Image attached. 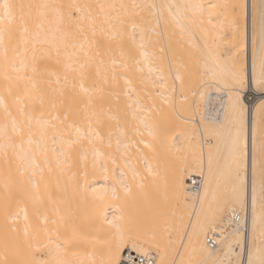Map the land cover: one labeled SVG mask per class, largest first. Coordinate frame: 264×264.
I'll list each match as a JSON object with an SVG mask.
<instances>
[{"label":"snow or ice","instance_id":"6c2138e0","mask_svg":"<svg viewBox=\"0 0 264 264\" xmlns=\"http://www.w3.org/2000/svg\"><path fill=\"white\" fill-rule=\"evenodd\" d=\"M236 7L240 6L212 2L177 5L175 12L169 6L168 14L191 43L196 28L204 37L218 35L214 30L221 26V22L216 17L226 15L228 8ZM3 8L0 60L6 70L10 46L18 30L27 34L23 39L25 45L29 39L34 44L47 43L46 39H41L45 22L55 23L60 33L55 55L59 57L61 49H64L63 74L42 70L35 49L30 58L26 47L23 52L12 50L10 66L17 73L15 80L20 90L13 98L15 114L12 107L0 101L4 111V120L0 122V156L5 158L9 168L12 158H15L19 178L14 184L9 182L6 185L8 192L2 209L11 227L5 229L3 240L7 245L8 232H11L15 234L18 252L33 249L45 252V259H24L21 264H84L79 259L80 245L90 241L91 237L74 224L69 231L70 213L61 214L59 203L52 198L53 187H59L65 176L73 181L82 176L86 186L84 191L94 201L110 194L113 200H122L125 206L146 198L150 186L159 191L160 185L156 183L159 173L154 170L149 154H155L156 144L162 142L166 133L168 119L165 106L177 118L182 116V110L176 107L175 96L178 89L180 96L184 95L185 75L182 69L189 79L191 73H187L185 64L175 58L168 60L166 70L162 66H154L155 61L162 58L155 57L149 46L154 43V36L164 35L163 29L156 32L163 19L159 5L135 2L130 5L87 2L14 5L5 0ZM25 8L37 10L39 19L34 33H29L24 26ZM218 9L220 11L216 12ZM145 12L149 19L142 15ZM17 15L19 29L15 27ZM28 15H32L31 11ZM135 17H139L141 23L138 24ZM98 23L107 25L106 30L99 29L104 34L106 45L89 39V33L92 37L97 35ZM167 23L163 19V24ZM51 56L52 52L45 51L40 59ZM56 63H60L59 59ZM228 74L241 87L246 81H254L264 91V22L259 43L253 37L251 65L243 61L233 64ZM44 76L54 79H44ZM5 79L10 78L5 76ZM233 107L236 131L231 147V186L225 201L238 205L243 211L248 195V141L245 108L238 92ZM53 109L57 110L55 114L50 111ZM256 117L251 197L253 209L259 204L264 213V103L256 109ZM49 129L54 131L50 133ZM117 160L122 166L109 174L107 161L115 165ZM141 161L143 170L138 166ZM97 171L101 173L100 179H97ZM49 203L55 219L49 218ZM219 210L218 205L216 211ZM116 219L105 217V223L119 228L120 225H114ZM199 223L198 216L197 225ZM197 225H192V232L186 237L187 245H181L188 259L181 255L179 264H243L239 256L228 261L196 260ZM180 227H184L182 217ZM41 236L45 237L42 246L34 243ZM168 243L173 241L169 239ZM172 264H177V261L174 259ZM247 264H253L252 260L249 259ZM260 264H264V259Z\"/></svg>","mask_w":264,"mask_h":264},{"label":"bare ground","instance_id":"6f19581e","mask_svg":"<svg viewBox=\"0 0 264 264\" xmlns=\"http://www.w3.org/2000/svg\"><path fill=\"white\" fill-rule=\"evenodd\" d=\"M7 2L14 5L73 2L116 5H130L135 2L159 5L163 10V19L168 23L164 25L162 19L161 27L157 28L156 32L160 33L163 29L164 35L154 36V43L149 46L155 57L162 58L157 59L154 66L159 65L166 70L168 60L175 58L177 62L182 61L185 64L187 73H191L189 79L182 69V74L185 75L184 95L181 97L178 89L175 96L176 107L182 110V116L177 118L165 106L167 130L162 142L156 144L155 154H149L154 170L159 173L156 179V183L160 185L159 191L150 186L146 198L134 203L130 202L125 206L122 200H113L110 194L104 196L102 200L94 201L92 196L84 191L86 186L82 176L77 181L65 176L59 187H53L52 198L59 203L61 214H65L66 211L70 213L69 231L74 224L91 237L90 241L80 245L79 259L84 264H120L128 248L137 255H154L155 264H172L174 259L179 264L181 255H184V248L181 245H187L186 237L191 234L192 225H197L199 216L200 223L197 225L199 242L194 244L196 260L228 261L239 256L243 264H247L249 259L253 264H260L261 259H264V213L261 212L259 204L256 205L255 210L253 209L251 188L256 109L264 103V91L260 90L254 81H246L241 87L232 80L228 72L233 64L241 61L248 66L251 65L253 37L255 36L259 43L262 22H264V0H7ZM208 2L240 7L228 8L226 15L216 17L221 22V26L214 30L218 35L204 37L196 28L194 37L189 43L187 35H182L175 26L172 17L168 14V8L171 6L172 11L175 12L177 5ZM4 3L5 0H0V17H3ZM14 11L18 13V10ZM29 11L32 13L31 16L28 15ZM36 11V9H24V26L28 28L29 33L37 31L36 23L39 17H36ZM142 15L145 19H149L147 12ZM135 19L138 24L141 23L139 17ZM15 27L20 28L18 15ZM56 28L55 23L49 24L46 21L41 39H46L48 42L34 44V41L29 39L27 45L23 43L27 34L18 30L10 46L7 70L0 60V101L12 107L14 114L13 98L20 88L15 80L17 73L13 72L10 66L12 50L23 52L26 47L27 56L30 58L35 49L42 70L63 74L64 49H61L59 57L55 55V46L60 42V33ZM97 28V35L92 37L89 33V39L106 45L104 34L99 29L106 30L107 25L98 23ZM161 48L164 51H160ZM45 51L52 52L51 58L40 59ZM57 59L60 63H56ZM16 64L19 67L18 60ZM5 76L10 79H5ZM43 78L54 79L48 76ZM248 90L257 92L258 97L254 102L248 101ZM237 92L245 108V133L248 141L246 175L248 195L243 211L238 205L225 201L231 186V147L236 131V113L233 105ZM193 95L196 96H194L195 100ZM157 103H160L158 99ZM199 105L202 107L200 108ZM50 111L53 114L57 112L55 109ZM3 120L4 111L0 107V122ZM53 131L49 129L50 133ZM146 139L150 138L146 137ZM107 166L111 174L114 168H119L122 164L119 160L115 165L107 161ZM138 166L143 170L142 161ZM89 173V182H91L90 165ZM96 176L100 179L101 173L97 171ZM18 178V162L15 158H12L9 168L5 158L0 156V264H21L24 259L46 258L44 251L38 252L33 249L28 252H18L15 246V234L11 232H8L7 245L4 243V231L11 227L2 209L8 192L6 185L9 182L14 184ZM97 204L102 207H97ZM218 205L220 210L216 211ZM47 207L49 218L55 219L52 204L49 203ZM236 215L241 217L238 222L235 220ZM105 217L109 220L116 217L114 225L118 224L120 227L108 225L105 223ZM181 217L183 228L180 227ZM244 218H246L245 227ZM49 227L52 225L50 224ZM61 231L63 232L64 229L62 228ZM208 237H214L217 245L211 247L207 243ZM169 239L173 241L172 244L168 243ZM44 242L45 237L41 236L39 241L34 243L42 246ZM148 247H153L159 252L150 251ZM191 254L190 251L189 255ZM184 259L187 260L188 256L184 255Z\"/></svg>","mask_w":264,"mask_h":264},{"label":"built area","instance_id":"2783aa9c","mask_svg":"<svg viewBox=\"0 0 264 264\" xmlns=\"http://www.w3.org/2000/svg\"><path fill=\"white\" fill-rule=\"evenodd\" d=\"M240 215L235 216L236 222L240 221ZM244 227L246 226V218H244ZM207 243L214 247L217 245V241L214 237H208ZM122 264H155V256L152 254L148 255H137L136 253L127 250L124 255Z\"/></svg>","mask_w":264,"mask_h":264},{"label":"rangeland","instance_id":"374dc122","mask_svg":"<svg viewBox=\"0 0 264 264\" xmlns=\"http://www.w3.org/2000/svg\"><path fill=\"white\" fill-rule=\"evenodd\" d=\"M256 95V96H255ZM194 96L195 95H193V99H194ZM196 97V96H195ZM257 97H258V94H257V92H254V91H247V99H248V101L249 102H254V100L255 99H257ZM196 99V98H195ZM194 99V100H195ZM197 107H198V105H197ZM199 107L201 108L202 106H200L199 105ZM204 109H205V107H203ZM203 109V110H204ZM148 249L150 250V251H155L156 253H158L159 251L157 250V249H155V248H153V247H148ZM127 250H129L128 248L125 250V252L127 251ZM122 261L123 260H121V262H120V264H122Z\"/></svg>","mask_w":264,"mask_h":264}]
</instances>
